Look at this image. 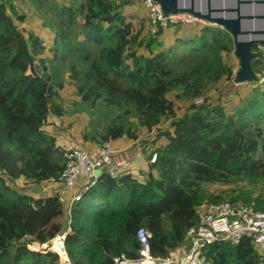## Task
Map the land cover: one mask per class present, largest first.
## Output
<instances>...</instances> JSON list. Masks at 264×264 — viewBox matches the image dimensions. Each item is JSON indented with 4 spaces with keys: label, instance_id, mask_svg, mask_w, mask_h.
Listing matches in <instances>:
<instances>
[{
    "label": "trees",
    "instance_id": "16d2710c",
    "mask_svg": "<svg viewBox=\"0 0 264 264\" xmlns=\"http://www.w3.org/2000/svg\"><path fill=\"white\" fill-rule=\"evenodd\" d=\"M136 2L142 1L70 0L60 6L41 0L36 15L54 35L51 48L69 66L81 101L135 114L136 129L113 123L99 144L134 142L146 134L155 143L165 140L143 178L124 170L116 179L104 174L76 204L69 224L54 192L34 196L11 188L4 178L39 185L57 181L64 158L57 137L46 131L52 115L62 111L52 103L42 42L33 46L38 39L25 36L0 0V264H57V255L33 252L29 245L67 230L73 264L137 257L140 227L153 234L152 254L164 257L184 243L199 206L230 201L264 210V87L251 82L256 87L246 96L209 99L223 81L232 89L236 85L238 69L226 62L235 52L231 34L207 24L179 37L183 24L169 23L178 37L166 45L160 22L144 35L143 26L137 30L130 21L126 9ZM252 51L257 53V44ZM252 65L257 75L260 58ZM178 102L187 106L181 115ZM165 119L170 129L161 128ZM131 148L124 153L128 163L136 158L137 147ZM216 185L235 187L211 192L208 187ZM205 255V264H264V254L249 239L238 246L212 244Z\"/></svg>",
    "mask_w": 264,
    "mask_h": 264
},
{
    "label": "built area",
    "instance_id": "2783aa9c",
    "mask_svg": "<svg viewBox=\"0 0 264 264\" xmlns=\"http://www.w3.org/2000/svg\"><path fill=\"white\" fill-rule=\"evenodd\" d=\"M150 10L153 23L160 22L163 27L171 24H191L203 22L186 13L165 15L159 4L152 0H141ZM205 23V22H204ZM207 25V24H206ZM260 55L262 75L258 83L264 86V44H257ZM64 169L53 186L55 195L62 206L70 213L83 198V195L97 184L104 174L113 179L118 177L115 169L116 151L112 145H101L89 140L69 142L62 145ZM158 154L154 153L151 163H156ZM67 233L58 234L43 244L29 245L33 252L55 254L57 264H73L66 249ZM151 231L146 227L137 230L139 243L138 256L129 258L122 254L113 258V264H205L207 248L215 243L238 246L244 239L251 240L264 254V210L258 211L243 203L222 201L204 204L197 208V222L186 232L185 241L170 249L166 256L152 254ZM24 239H28L25 235Z\"/></svg>",
    "mask_w": 264,
    "mask_h": 264
},
{
    "label": "rangeland",
    "instance_id": "374dc122",
    "mask_svg": "<svg viewBox=\"0 0 264 264\" xmlns=\"http://www.w3.org/2000/svg\"><path fill=\"white\" fill-rule=\"evenodd\" d=\"M7 4V11L16 24H20L22 32L25 36L33 34L36 41L32 42L33 46H40V58H44L46 68L52 77V86L55 91V95L52 98V103L58 106L62 115L53 114L52 123L46 128V131L53 133L58 139V146L66 145L69 142H81L83 140H89L99 144L101 136L106 134L109 125L115 123L124 126L125 129H136L138 122L135 114L125 113L124 110L116 107L97 106L96 108H90L88 105L81 101V98L77 96L76 88L70 79L69 66L59 61V57H56V53L51 48L54 35L48 27H45L42 23V19L37 18L40 10V2L37 1L32 4L26 0H4ZM26 1V2H25ZM60 6L68 4L70 0H55ZM44 10H47L44 4ZM127 13L131 16L130 21L133 22L136 29L139 30L143 26V34L147 35L150 30L156 31L155 26L157 24L152 22L151 10L142 2H136L133 6L126 9ZM50 16V15H49ZM204 22H193L191 24H183L179 37L185 36L187 32L191 35L198 32L201 27L206 25ZM165 34L164 39L166 45L173 44L178 37L175 34V29L172 27H164ZM226 62L235 69L240 68V62L235 56V52L226 57ZM259 78L262 75V67L257 70ZM254 82H258L255 80ZM234 83V82H233ZM232 84L227 81H223L216 90H212L209 93V99L217 101L219 98L222 100H229L234 97V93L246 96L250 94L256 85L251 83L235 85L232 89ZM264 87V86H262ZM234 95V96H233ZM173 98V97H172ZM237 99V96H235ZM186 102L176 103V109L179 115L183 114L186 108ZM171 121L168 119L163 120L161 123L162 129H170ZM165 143L164 139L159 142L153 141L152 134H146L138 141L126 139L125 141L116 140L112 145L119 155L116 157V161H121L125 164L124 171L131 172L136 178H143V174L146 172L147 163L151 161L155 149ZM136 146L137 149L134 152L136 155L135 161L128 163L124 161L128 159L124 155L127 151L131 150L132 146ZM127 155V154H126ZM116 165V164H115ZM119 166V165H118ZM122 167V166H121ZM6 184L11 188L17 190L22 189L31 195L42 196L49 194L53 190V186L56 185L55 181H46L39 184H34L31 181H12L6 175L4 176ZM235 186H209L211 192H220L222 190H228ZM20 193V192H19ZM63 219H57V222H62Z\"/></svg>",
    "mask_w": 264,
    "mask_h": 264
},
{
    "label": "water",
    "instance_id": "95a60500",
    "mask_svg": "<svg viewBox=\"0 0 264 264\" xmlns=\"http://www.w3.org/2000/svg\"><path fill=\"white\" fill-rule=\"evenodd\" d=\"M165 15L186 13L208 25L228 31L240 62L234 84L254 82L253 61L258 54L252 45L264 44V0H152ZM16 247V244L13 245Z\"/></svg>",
    "mask_w": 264,
    "mask_h": 264
},
{
    "label": "crops",
    "instance_id": "0c3cea01",
    "mask_svg": "<svg viewBox=\"0 0 264 264\" xmlns=\"http://www.w3.org/2000/svg\"><path fill=\"white\" fill-rule=\"evenodd\" d=\"M72 142H74V141H72ZM113 148H114V147H113ZM117 156H119V155L116 154V157H117ZM116 157H115V158H116ZM117 158H118V157H117ZM115 160H116V159H115ZM115 164H116V165H115V167H116L115 169L117 170L118 175H119V172L124 170V167H123V166H125V164H124L123 162L121 163V161H118V160L115 161ZM118 165H119V166H118ZM121 166H122V167H121ZM51 191H52V190H51ZM63 208H65V209L67 210L68 223L70 224V223H71V215H72V214L70 213V211H69V209H68L67 206H63ZM146 228H147V227H146ZM64 233H67V235H68V230H67V231H64V232H62V233H59V234L61 235V234H64ZM151 233H152V232H151ZM57 235H58V234H57ZM136 236H137V234H136ZM152 236H153V234H152ZM48 241H49V240H48ZM125 255H126V254H125ZM129 258H130V257H129Z\"/></svg>",
    "mask_w": 264,
    "mask_h": 264
}]
</instances>
